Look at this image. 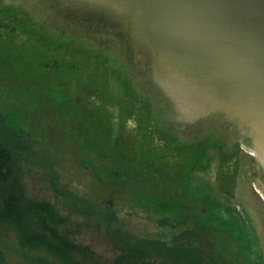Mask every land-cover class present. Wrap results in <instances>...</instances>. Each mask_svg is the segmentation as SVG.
<instances>
[{
    "label": "water",
    "instance_id": "1",
    "mask_svg": "<svg viewBox=\"0 0 264 264\" xmlns=\"http://www.w3.org/2000/svg\"><path fill=\"white\" fill-rule=\"evenodd\" d=\"M0 26L134 167L240 197L264 255V0H0Z\"/></svg>",
    "mask_w": 264,
    "mask_h": 264
},
{
    "label": "rangeland",
    "instance_id": "2",
    "mask_svg": "<svg viewBox=\"0 0 264 264\" xmlns=\"http://www.w3.org/2000/svg\"><path fill=\"white\" fill-rule=\"evenodd\" d=\"M0 144L12 152L21 203L31 206L27 226L39 230L34 206L51 204L86 264H264L240 197L134 167L105 121L38 87L2 53ZM0 247L14 264H26L21 250L34 253L9 229L1 228Z\"/></svg>",
    "mask_w": 264,
    "mask_h": 264
},
{
    "label": "trees",
    "instance_id": "3",
    "mask_svg": "<svg viewBox=\"0 0 264 264\" xmlns=\"http://www.w3.org/2000/svg\"><path fill=\"white\" fill-rule=\"evenodd\" d=\"M31 209L21 203L20 192L15 179L11 150L0 144V231L1 228L13 231L16 237L28 251L21 250L26 256V264H86L79 259L83 249L74 239L69 238L61 229L65 217L49 203L34 206V213L40 211L39 224L41 227L27 226L26 215ZM0 264L12 263L5 251L0 247Z\"/></svg>",
    "mask_w": 264,
    "mask_h": 264
}]
</instances>
